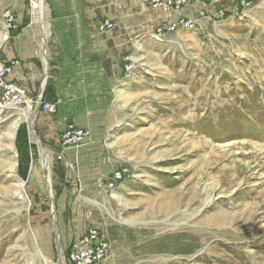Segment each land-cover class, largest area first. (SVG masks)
Returning <instances> with one entry per match:
<instances>
[{"label":"rangeland","instance_id":"obj_1","mask_svg":"<svg viewBox=\"0 0 264 264\" xmlns=\"http://www.w3.org/2000/svg\"><path fill=\"white\" fill-rule=\"evenodd\" d=\"M118 1L95 4V32L132 38L118 69L99 76L109 85L100 111L95 103V114L75 121L89 136L69 148L56 114L37 110L34 123L50 152L66 264L72 241L91 226L109 240L103 264H264V0L247 8L239 0H201L199 8L193 0L176 13L143 0L120 13ZM202 9L192 28L154 31ZM5 37L0 14V50ZM25 107L0 119V264H55L38 146L25 127L7 135ZM121 167L130 176L106 188Z\"/></svg>","mask_w":264,"mask_h":264},{"label":"crops","instance_id":"obj_2","mask_svg":"<svg viewBox=\"0 0 264 264\" xmlns=\"http://www.w3.org/2000/svg\"><path fill=\"white\" fill-rule=\"evenodd\" d=\"M96 1L101 0H47L46 13L49 16H45L44 47L41 27L32 17L29 19L26 0H0V14L8 8L19 19V29L7 33L1 46L3 56L19 59L10 79L25 89L29 99L39 96L45 79L41 96L45 100L60 98L56 111L51 113L56 114L58 129L64 128L68 121L77 125L75 121L80 120L81 114L87 115L93 110L90 105H93L94 112L95 105H102L104 101L100 98L109 85L106 79L102 78L100 82L99 76L118 69L119 57L126 52L132 38L130 33L95 32ZM118 2L120 13L125 12L123 6L126 7V3L133 8H142L137 0ZM196 5L201 6L200 3ZM190 6L193 8L194 5ZM149 17L159 19H156V13ZM128 22V19L119 21L123 25Z\"/></svg>","mask_w":264,"mask_h":264},{"label":"built area","instance_id":"obj_3","mask_svg":"<svg viewBox=\"0 0 264 264\" xmlns=\"http://www.w3.org/2000/svg\"><path fill=\"white\" fill-rule=\"evenodd\" d=\"M145 4L152 8H161L170 13L182 11L189 6L193 0H143ZM201 3V0H195ZM250 2L248 0H239V5L242 8H247ZM204 10L197 12L196 18L188 19L185 17H177L171 21L159 23L154 31L161 35L176 30L180 27L192 28L200 17H203ZM222 15V11L218 12ZM1 19L3 28L7 33L17 31L19 29V19L11 9H3L1 11ZM109 23H106V26ZM19 64V59L16 57H5L0 50V119L9 111L16 109L22 105L31 104V107L37 106V110H42L47 113L56 111L58 101L45 100L42 96L35 99H29L26 96V91L17 83L10 79V75ZM89 130L77 126L73 122H68L61 134V142L65 147L76 148L88 136ZM130 176L129 170L126 167L115 169L105 182V187L114 189L119 183ZM109 250V240L105 232L96 226H91L85 229L82 233L74 238L68 251L67 260L69 264H103Z\"/></svg>","mask_w":264,"mask_h":264},{"label":"bare ground","instance_id":"obj_4","mask_svg":"<svg viewBox=\"0 0 264 264\" xmlns=\"http://www.w3.org/2000/svg\"><path fill=\"white\" fill-rule=\"evenodd\" d=\"M45 0H31V12H32V19L36 23H40L41 26V33H42V43L43 46L45 47V33H46V28L45 27ZM32 21V20H31ZM6 38V37H5ZM45 56V55H44ZM47 60V59H46ZM45 82V79L42 80V86L41 90L39 93V97L41 96V92L43 90V84ZM31 104H27L21 115L23 116L22 118H18L15 122V127L12 131L8 132V136L11 138H14V133L16 129L20 128H27L29 131V139L31 143H34L38 146V151H39V162L41 165L44 181H46L47 188H48V193H49V198L51 200V205H50V214H51V228L54 233V241L57 247L58 251V260L55 264H66L62 246H61V239L58 233V228L56 225V216H55V206H54V193H53V188H52V182H51V172H50V152L48 148L42 143L40 140L39 136L36 133L35 130V119L37 116V106H33L29 108ZM13 140V139H12ZM9 147L11 150L15 152V145L13 141H10ZM37 150V149H36ZM38 154V153H37ZM32 174V173H31ZM24 184L25 182L18 180V185L16 189L17 194H22L23 189H24ZM192 245V244H191ZM196 245V244H195ZM42 260V259H41ZM44 262L48 264L49 260L44 258Z\"/></svg>","mask_w":264,"mask_h":264},{"label":"water","instance_id":"obj_5","mask_svg":"<svg viewBox=\"0 0 264 264\" xmlns=\"http://www.w3.org/2000/svg\"><path fill=\"white\" fill-rule=\"evenodd\" d=\"M24 128V127H23Z\"/></svg>","mask_w":264,"mask_h":264}]
</instances>
